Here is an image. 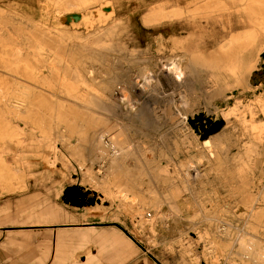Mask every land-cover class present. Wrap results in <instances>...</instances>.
Here are the masks:
<instances>
[{
	"label": "rangeland",
	"instance_id": "rangeland-1",
	"mask_svg": "<svg viewBox=\"0 0 264 264\" xmlns=\"http://www.w3.org/2000/svg\"><path fill=\"white\" fill-rule=\"evenodd\" d=\"M109 1L0 0V203L78 191L159 264H264V0Z\"/></svg>",
	"mask_w": 264,
	"mask_h": 264
},
{
	"label": "crops",
	"instance_id": "crops-1",
	"mask_svg": "<svg viewBox=\"0 0 264 264\" xmlns=\"http://www.w3.org/2000/svg\"><path fill=\"white\" fill-rule=\"evenodd\" d=\"M45 166L25 164L19 188L10 193L28 191V173ZM80 197L78 192L80 202L71 201L74 205L57 202L46 209L31 196L20 208L0 203V264H159L149 250L137 251L109 211H91Z\"/></svg>",
	"mask_w": 264,
	"mask_h": 264
},
{
	"label": "bare ground",
	"instance_id": "bare-ground-1",
	"mask_svg": "<svg viewBox=\"0 0 264 264\" xmlns=\"http://www.w3.org/2000/svg\"><path fill=\"white\" fill-rule=\"evenodd\" d=\"M108 1H109V0H108ZM111 1H112V0H111ZM109 3H110V1H109ZM110 5H111V3H110ZM102 7H103V6H102ZM109 7H110V6H109ZM163 7H164V6H163ZM106 8H107V7H106ZM102 9H103V8H102ZM111 9L113 10L112 5H111ZM173 10H174V9H173ZM81 11H82V10H81ZM86 11H87V10H86ZM101 12H102V11H101ZM86 13H87V12H86ZM90 13H92V12H90ZM102 13H103V12H102ZM105 13H107V11H106ZM105 13H104V15H105ZM111 13H113V11H112ZM80 14H81V13H80ZM88 14H89V11H88ZM95 14H96V13H95ZM100 14H101V13H100ZM171 14H172V13H171ZM102 15H103V14H102ZM104 15H103V16H104ZM107 15H109V13H108ZM112 15H113V14H112ZM172 15H173V14H172ZM82 16H83V15H82ZM83 17H85V16H83ZM85 18H86V17H85ZM98 18L100 19V17H98ZM102 18H103V17H102ZM102 18H101V20H103ZM111 18H112V17H111ZM111 18H110V19H111ZM105 19H106V18H105ZM107 19H108V18H107ZM107 19H106V20H107ZM88 20H89V19H88ZM93 20H94V19H93ZM93 20H92V21H93ZM108 20H109V19H108ZM231 21H232V20H231ZM231 21H230V22H231ZM90 22H91V21H90ZM96 22H97V21H96ZM109 23H110V21H109ZM195 23H196V22H195ZM227 23H228V22H227ZM98 24H99V23H98ZM196 24H197V23H196ZM198 24H200V23H198ZM230 24H231V23H230ZM193 25H194V24H192V26H193ZM92 26H93V25H92ZM96 26H98V25H96ZM103 26H104V25H103ZM189 26H190V25H189ZM197 26H198V25H197ZM114 28H115V27H114ZM116 29H117V28H116ZM194 30H195V29H194ZM111 31H112V30H111ZM112 32H113V31H112ZM192 33H193V32H192ZM112 34H113V33H112ZM193 34H194V33H193ZM115 35H116V34H115ZM194 45H195V44H194ZM189 47H190V46H189ZM237 49H238V48H237ZM70 51H71V50H70ZM189 52H190V51H189ZM187 54H188V53H187ZM261 54H262V53H261ZM261 54H260V55H261ZM259 59H260V56H259ZM190 64H191V63H190ZM188 65H189V64H188ZM178 66H179V65H178ZM176 67H177V66H176ZM179 68H180V66H179ZM176 69H177V68H176ZM179 70H180V69H179ZM173 71H174V70H173ZM176 71H177V70H176ZM192 71H193V70H192ZM66 83H67V82H66ZM135 85H136V84H135ZM64 87H65V86H64ZM66 88H67V87H66ZM63 92H65V89H64ZM126 107H127V106H126ZM16 131H17V130H16ZM21 133H22V132H21ZM118 134H119V133H118ZM120 135H121V133H120ZM120 135H119V137H120ZM100 138L103 139L101 136H100ZM121 141H122V140H121ZM121 141H120V143H121ZM205 142H206V144H207L208 141H205ZM203 143H204V142H203ZM208 143H209V142H208ZM107 144L109 145V144H111V143L109 142V143H107ZM108 145H107V146H108ZM117 145H119V144H117ZM110 146H111V145H110ZM110 146H109V147H110ZM110 148H111V147H110ZM124 148H125V147H124ZM124 148H123V149H124ZM113 149H114V147H113ZM111 150H112V148H111ZM112 151H113V150H112ZM114 153H115V152H114ZM123 156H125V155H123ZM121 157H122V156H121ZM122 158H123V157H122ZM124 158H125V157H124ZM212 158H213V157H212ZM117 163H118V160H117ZM196 172H197V171H196ZM238 230H239V229H238ZM251 232H252V231H251ZM242 233H243V232H242ZM239 234H240V233H239ZM243 234H244V233H243ZM246 234H248V233H246ZM245 236H246V235H245ZM245 238H247V237H245ZM259 238H261V237H259ZM263 240H264V239H263ZM252 241H253V240H252ZM241 242H242V241H241ZM250 242H251V241H250ZM254 243H255V242H254ZM244 244H245V242H244ZM250 245H251V244H250ZM250 245H249V246H250ZM239 247H240V246H239ZM246 248H247V247H246ZM246 248H245V249H246ZM254 248H255V247H254ZM245 249H244V250H245ZM255 249H256V248H255ZM247 250H248V249H247ZM249 251H251V250H249ZM253 251H254V250H253ZM261 251H262V250H261ZM235 253H236V252H235ZM240 253H241V252H240ZM247 253H249V252L247 251ZM251 253H252V252H251ZM263 253H264V252H263ZM235 256H236V255H235ZM258 257H259V256H258ZM252 259H253V258H252ZM255 259H256V258H255ZM240 261H241V260H240ZM247 261H248V260H247ZM249 261H250V260H249ZM242 262H243V261H242ZM251 262H252V261H251ZM261 262H262V261H261ZM262 263H263V262H262ZM245 264H246V263H245ZM247 264H248V263H247ZM254 264H255V263H254Z\"/></svg>",
	"mask_w": 264,
	"mask_h": 264
},
{
	"label": "water",
	"instance_id": "water-1",
	"mask_svg": "<svg viewBox=\"0 0 264 264\" xmlns=\"http://www.w3.org/2000/svg\"><path fill=\"white\" fill-rule=\"evenodd\" d=\"M70 192H71V191H68L67 193H70ZM77 193H78V192H76L75 197H73V198H69V200H70V201H73V202H78V203H79L80 201L78 200Z\"/></svg>",
	"mask_w": 264,
	"mask_h": 264
}]
</instances>
